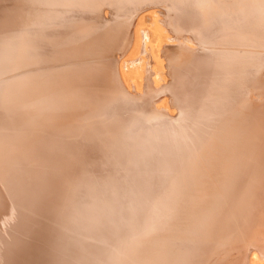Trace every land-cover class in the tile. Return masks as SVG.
Here are the masks:
<instances>
[{
	"label": "bare ground",
	"instance_id": "bare-ground-1",
	"mask_svg": "<svg viewBox=\"0 0 264 264\" xmlns=\"http://www.w3.org/2000/svg\"><path fill=\"white\" fill-rule=\"evenodd\" d=\"M215 1L0 0V264H229L264 235V0ZM165 74L174 118L151 107ZM93 129L131 152L103 159Z\"/></svg>",
	"mask_w": 264,
	"mask_h": 264
},
{
	"label": "rangeland",
	"instance_id": "rangeland-1",
	"mask_svg": "<svg viewBox=\"0 0 264 264\" xmlns=\"http://www.w3.org/2000/svg\"><path fill=\"white\" fill-rule=\"evenodd\" d=\"M214 1L213 0H207L206 6L207 7L208 6H211L212 5V2H214ZM2 7H3L2 6V3L0 2V9ZM100 11H102V12L105 11L104 6H100L99 7V12ZM156 11H157L156 9L149 8L147 10H143L142 12L138 13V16H139V18H141V17L146 16V15H149L151 13H155ZM106 12H107V15L109 17L112 15V10L111 9H107ZM150 23H151V21H148L147 22V26ZM100 26H102V25H99V27ZM133 28L134 27L131 26L129 30L133 32V30H134ZM146 30L148 31L149 28H146ZM169 35H170V38L173 37V34H169ZM212 35H215V34H212ZM163 39L164 38H160L156 34L150 35V41L152 43V46L154 47L155 52L157 50V45L159 43H161L160 44L161 45V48L164 47V46H168V45H176V44H178L176 41L175 42L174 41H171L169 43L166 42V41L165 42H162ZM211 42L214 43V40L211 39V38H210V40L207 39L206 43L202 46L203 47V50L208 49L210 47H214V49L215 48H218V50H215V52L216 51L217 52H220L221 50L224 49V48H219L216 45V43H214V44L212 43L211 44ZM245 42H248V41H245ZM244 45H246V43H244ZM230 47H231L230 44L226 46V48H230ZM232 48H234V46H232ZM193 50L195 51V49H193ZM224 51H226V49ZM224 51H222V52H224ZM174 54H176V52L172 53V56ZM176 56L177 55H175V57ZM105 57H106V55H105ZM104 58L102 59V62L103 63L104 62L105 63H108L106 60L104 61ZM106 59H109V57H106ZM78 60L79 59H77V61ZM83 60H84V62L85 61H92L93 58H84ZM69 62H70V60H64V59L58 60L57 62H51V63L50 62H45V61H40V62H37L36 63L37 65L34 64V65H31L30 67H26V69L21 68V69H19L17 71H11L12 73H10V71H9L8 74L13 75V74H15L17 72L23 73L25 71L33 70L36 67H39L40 68L39 69L40 71L45 72V70H47L48 73H49V75H53V74L54 75L55 74L56 75H60L63 69H66L67 67H69V65H70ZM74 62H76V61H74ZM80 62H82V61H80ZM80 62H77L76 64H78ZM85 63H88V62H85ZM76 64H75V66H76ZM78 65H80V64H78ZM162 79H163V83H162ZM162 79H161V84H163L162 85L163 88H162V90L160 92H158V94L160 96L157 97L155 106L153 104L151 107L160 108L165 113L167 111H170V112H172V115H173L172 118H174L175 116H177V114H179L178 113V110H177V109H179V106H177L175 104V102H174V99H176V97L172 95V93L174 92L173 91V88H174V85H175V81L173 80V77L170 76L169 74H165L164 77H162ZM248 95L250 96V98L256 97V94L254 95V93L252 91H249ZM256 108H257V104L254 105V109H256ZM186 122H187V120H186ZM111 123L112 122H109L106 125H104V128L105 127H108ZM93 131H94L93 134H90V135L86 136V141L85 142L94 143V144H95V142H98V144H95V145L97 146V149H99V154H100L101 150H104L105 149V151H106L105 152L106 153V156H104L103 159L112 160L113 158L121 157L122 154L129 153V151L131 152V149H129L128 147H125L126 144L122 141V140H124V138H123L124 136H122V139H121V136L115 135V133H113V132H103V131H106V129L103 130V131L99 130V134H98V132H96V130L93 129ZM72 138L74 140L76 139L75 140L76 142H83V139L81 137L74 136ZM71 142H73V141H71ZM76 146H77L76 148H81L82 147L83 150H84V148L85 149L90 148L89 146H83V144H81V143L80 144L79 143L76 144ZM103 147H104V149H103ZM138 149H141L140 151H142V147L141 148H138ZM138 149H135V150H138ZM89 150L93 151V149H91V148ZM133 156L139 162L141 160H143V158L141 157L142 156V152H135L134 151ZM98 167H99L98 165H92V167L89 168V171L88 172H90V173L91 172H95L96 170H98ZM166 167L168 168V165L164 166L163 168L166 169ZM161 170H162V166L160 167V169H159V171L157 173H159ZM97 174H99L98 171H97ZM153 175H155V174H152V175L151 174H148V176H153ZM84 207L86 208V204L84 205ZM47 209L45 207V209L42 210L43 214L44 213L47 214V213H49L51 211V209L49 208V206H48ZM78 211L80 212L81 210H78ZM263 216H264V211H263ZM34 218H36V217H34ZM263 225H264V222H263ZM14 231L15 230H13V232ZM243 236L244 237L242 238V240L240 238V241L239 242H233L232 244H230V246L228 245L226 247L228 250H230L232 252V255H231V258L232 259H231V262L229 264H246L247 261H248V259H249V256L254 252L255 249L264 251V235H259V236L257 235L255 237L254 236L251 237L250 236V233H247L246 234V232H245V234H243ZM68 240H65L63 243L67 242ZM97 243L99 244V241ZM88 246H89V244H88ZM80 247L82 248V246H80ZM143 249H147V251H149V247L147 248L146 246H144ZM144 252H146V251H144ZM77 253H78V250L77 249H75L73 251H72V249H70L69 251L67 250V251L63 252L61 254V257L65 261H71V259L73 257H75ZM83 254L86 257L90 256V255H88L85 252ZM241 254H242V256L240 257ZM148 257L149 256H147V259H148ZM261 259L263 260L264 257H261ZM43 260H46V259H42L41 260V258H39L38 259V262H34V263L35 264L36 263L37 264H43V262H42ZM97 261H99V260L97 259ZM211 263H212V261H208V259H206V257H204V256H202L199 260H196L194 262V264H211ZM56 264H67V263H63V262L58 261V262H56ZM68 264H77V263L76 262H74V263L73 262H68Z\"/></svg>",
	"mask_w": 264,
	"mask_h": 264
},
{
	"label": "water",
	"instance_id": "water-1",
	"mask_svg": "<svg viewBox=\"0 0 264 264\" xmlns=\"http://www.w3.org/2000/svg\"><path fill=\"white\" fill-rule=\"evenodd\" d=\"M234 178L236 179H232V180H227V182L229 183L230 182V185H231V183H233L234 181H236L237 183H236V186H235V188L237 189V190H240V189H238L239 188V186H238V179H237V177H235L234 176Z\"/></svg>",
	"mask_w": 264,
	"mask_h": 264
}]
</instances>
